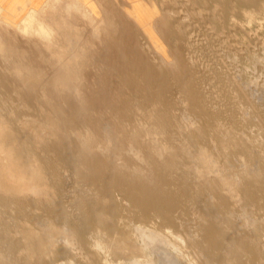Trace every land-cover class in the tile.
Segmentation results:
<instances>
[{
  "label": "rangeland",
  "instance_id": "obj_1",
  "mask_svg": "<svg viewBox=\"0 0 264 264\" xmlns=\"http://www.w3.org/2000/svg\"><path fill=\"white\" fill-rule=\"evenodd\" d=\"M100 7L96 13L75 0H48L17 25L0 20V179L15 186L8 175H26L40 188L37 194L0 195L46 203L15 207L0 200L14 247L22 246L28 231L34 245L51 239L46 264H257L245 238L235 239L243 252L224 250L227 230L218 221L234 220L248 238L259 228L264 237V0H100ZM24 67L43 72L29 94ZM59 68L74 74L73 89L53 81ZM60 96L71 105H62ZM38 102L44 108L51 103L61 120L87 114L105 134L130 133L128 142L142 152H130L124 162L147 174L141 155L150 152L167 168L153 172L155 191L143 199L141 187L125 195L110 188L106 210L88 205L74 215L54 208L47 168L30 146L43 150L45 144ZM60 135L58 130L51 139ZM20 147L23 156L17 155ZM62 175L65 183L72 179L70 169ZM182 178L197 199L173 194ZM153 192L171 211L150 198ZM132 223H153L179 248L160 240L142 248ZM51 228L75 229L86 262L61 249L56 237L52 241Z\"/></svg>",
  "mask_w": 264,
  "mask_h": 264
},
{
  "label": "bare ground",
  "instance_id": "obj_2",
  "mask_svg": "<svg viewBox=\"0 0 264 264\" xmlns=\"http://www.w3.org/2000/svg\"><path fill=\"white\" fill-rule=\"evenodd\" d=\"M130 4H131V2H130ZM141 4H142V2H141ZM143 7L145 9L146 6H144V4H143L142 8ZM142 8H141V10H142ZM140 12H142V11H140ZM144 12H146V10H144ZM106 14L107 13L105 12V15ZM146 14H148V13L146 12ZM151 15H154V14H151ZM133 17H134V15H133ZM129 18H131V17H129ZM149 19H150V16H149ZM147 20L148 19H146V21ZM148 21H150V20H148ZM170 21L171 20H169V22ZM173 21H175V20H173ZM142 23H144V22H142ZM177 23L179 24V22H176V24ZM150 26L151 25H149V28H150ZM144 28H146V25L144 26ZM184 28L182 29V31L184 30ZM211 29H212V27H211ZM140 30H139V32H141ZM172 31H174V30H172ZM150 32L153 34L155 31L154 32L150 31ZM175 33H176V31H175ZM185 33H186V31H185ZM200 33H199V35H200ZM140 34H143V38H146V37H144L145 32L144 33L141 32ZM152 34H151V36H152ZM154 36H155V34H154ZM174 37L176 38V36H174ZM178 37H177V39H178ZM148 38H149V36H147V39ZM184 40L187 41L186 38ZM184 40H183V42H182V40L179 41V42H182L181 45L182 44L184 45V42H185ZM151 42H153L152 39H151ZM211 45H213V44H211ZM178 49H180L179 45H178ZM219 50H220V48H219ZM182 53H183V51H182ZM186 61H188V59ZM194 67H193L192 71L195 70ZM24 69H25V72H27L26 75L24 76V82L28 86L27 94H29L30 92H32L33 89H35L38 86L39 79L42 76L43 72L39 69H32L29 67H24ZM200 73H202V72H200ZM187 75H189V73ZM196 75H194V76H196ZM191 76H192V78L194 77L193 75H191ZM196 77H198V76H196ZM73 78H74V74L71 72V70L59 68L58 71L54 74L52 79H53V81H55V80L62 81L64 84L67 85V87L69 89H73V87H75ZM209 78H207V79H209ZM195 79H197V78H195ZM196 84H198V83H196ZM18 94L20 97V93H18ZM22 97H23V94H21V102L20 103L25 106V105H27V102L22 100ZM43 97H46V96L43 95ZM60 102L62 105H67V104H68V106L71 105V103H69V101H67V98H63L61 96H60ZM36 105L39 108V110H41L43 112L44 118H45L44 123L41 125V129H43V130L46 129L47 131L44 133L45 144H43V148H44L43 150H41V146L39 144H36V143L31 142L30 146L31 147L33 146V147H35V149L37 148L39 150V156H40L39 160L47 168V171H48L47 173L49 174L48 179H49V181L53 187V191L55 194L54 208L67 209L69 211V213L70 212L72 214L74 213V215L78 214L80 211H82L84 206H88V205H91V206L93 205L96 207H100L102 210H106L107 200H105L104 192L110 188L112 191H117L118 193L125 195L130 190H135V189L137 190L138 187L139 188L141 187L144 189V191H143V193L139 192L137 195L143 199L144 198L148 199L147 191H149V192H150V190L155 191L154 188H156L158 186V183L155 180V176L153 175V172L155 170H167V168L165 166H161L160 163H158L156 161H152L150 152H147V153L141 155L143 158H144V155L146 156L145 165H146V169L148 172L147 174H144L143 171H141L136 165L124 162L125 158L128 156V154L130 152H133V153L136 151L142 152V150L140 148H138L137 146L128 142V139L131 135L130 133L122 132L121 134H115V133L114 134L112 133V135L111 134H105L102 132L104 130V128L97 127L99 122H96L95 119L87 116V114H81L79 117L74 116L72 119H68L67 117H65L63 120H61L57 116V112H55L54 107L51 105V103H49V107H46V108L41 106L39 104V102L36 103ZM73 105H75V104H73ZM79 119L84 120L86 122L84 124H79V122H80ZM39 127H40V125H39ZM33 128L35 129V127H33ZM58 130L61 132L59 139L56 141L52 140L51 137ZM26 134H29V133L26 132ZM103 140L105 142H103ZM50 146L53 147L54 151H48V147H50ZM25 151H26L25 148L20 147L17 151V155L23 156ZM121 165H123V166H121ZM167 167H169V165H167ZM64 168L70 169V171L72 172V179L68 183L64 182V175H62V170ZM13 177H14V179H17V180L15 181L13 179ZM7 179H9L10 181L12 180V183H15V186H13L12 184H8L7 180L4 181V180L0 179V190H5L7 192H12L14 194L20 193V192H25V191L29 192L30 194L39 193L40 188L37 189L35 187L34 182L31 181V179L26 178V175H8ZM133 186H135V187H133ZM188 188L189 187L186 183V178H182V181H181L180 185L178 186L177 191L173 192V194L183 195V194L189 192V196H190L189 199H197L199 196L198 192L195 190H192V189L190 190ZM247 192H249V191H247ZM261 193H264V190ZM263 196H264V194H263ZM14 198H16V195H14V197H12L10 199L7 198L6 195H0V200H2L3 202L5 200H9V201L11 200V202L15 204V207L33 206L34 203L40 205L41 208L46 207V203L44 205H42L43 201L41 203H40V201H37V202L31 201V200L26 199V196L17 199V201H14ZM150 198H152V200H155L156 202L162 203L165 207L164 210L171 211V206H168L165 204V201L162 199L161 195L157 197V194H155ZM141 201H143V200H141ZM142 204H143V202H142ZM229 210H226V214ZM2 214H3V212L0 211V244L5 245V247L2 246V250H0V264H46L45 261L47 260L48 251H49L47 249L49 248V244H50L51 239L46 240L48 242H45V245L41 241L38 242V245H34L32 243V241L30 240L31 238L29 239V233H27L28 231H24V233H26V239L22 243V246L14 247L15 244L12 242V238H10V237H12L11 236L12 231H11V229L5 227V225H4L5 221L2 218ZM107 217L111 218L109 213H108ZM105 219L106 218L104 217V220L102 219V221L105 222ZM71 220L73 221L74 219H71ZM98 221H101V220L98 218ZM218 223L223 225L224 228L227 230V232L225 234L226 235V238H225L226 242L224 243L225 245L223 246L224 250L226 252H228L234 256L238 252H240V253L243 252L244 248L242 249L240 244H238L235 241V239L237 238L239 240V238H242V239L245 238L253 246V250H254L255 254L257 255L256 256L257 264H264V256H263V254H264V237H263L262 233L260 232L261 230H259V228L254 229L252 231L250 237L248 238V237H246V235L243 231H240L237 228L238 224L234 220L228 219L226 221H218ZM131 227H132L134 234L137 233L140 235L139 236L141 238L140 241L143 242L144 247L142 246V248H144V249H146V248H148L149 250L152 249V247H149L148 242L149 241L151 242L154 240H157V241L160 240V242L164 243V245H171L172 248L173 247L177 248V249L179 248L177 243H175L176 239L174 237H172L167 232L159 231L154 226L153 223H151L150 225H148V224L142 225V224H138V223H132ZM41 228H43V227H41ZM57 229H59V227ZM57 229L54 228L50 231H47L48 229L47 230L44 229V230H46L48 233H50V238H53L52 241H54V237H56V239L58 240V243H59V247L61 249L65 250V251L72 252L79 261L86 262L85 257L81 254L82 249L80 248V240H79L78 235L75 232V229H71V230L64 229L66 231L63 230V232L58 231ZM42 238H44V237H42ZM36 243H37V241H36ZM3 248H5V249H3ZM148 249H146V250H148ZM156 249H157V247L155 248V250ZM9 250H10V252H9ZM155 250L153 248V251H155ZM175 251H174V253H175ZM148 252H150V251H148ZM40 253L42 256L41 255L38 256V254H40ZM244 254H246V253H244ZM32 257H35L33 261H32ZM137 264H143V263H137Z\"/></svg>",
  "mask_w": 264,
  "mask_h": 264
},
{
  "label": "crops",
  "instance_id": "obj_3",
  "mask_svg": "<svg viewBox=\"0 0 264 264\" xmlns=\"http://www.w3.org/2000/svg\"><path fill=\"white\" fill-rule=\"evenodd\" d=\"M48 0H0V20L9 25L19 24L31 11L39 10ZM88 10L100 13V0H75ZM114 3L115 0H102ZM126 0H123L125 2ZM122 0H118L121 3Z\"/></svg>",
  "mask_w": 264,
  "mask_h": 264
}]
</instances>
